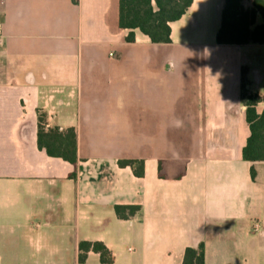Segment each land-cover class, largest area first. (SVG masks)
Listing matches in <instances>:
<instances>
[{"label":"crops","instance_id":"0c3cea01","mask_svg":"<svg viewBox=\"0 0 264 264\" xmlns=\"http://www.w3.org/2000/svg\"><path fill=\"white\" fill-rule=\"evenodd\" d=\"M223 6L193 0L154 44L125 40L117 0H1L0 240L36 238L29 264H80L82 241L111 264H182L201 243L205 264H264V161L242 156V71L263 98L264 44L218 45ZM38 112L76 130V166L39 149ZM118 205L141 209L121 220Z\"/></svg>","mask_w":264,"mask_h":264},{"label":"trees","instance_id":"16d2710c","mask_svg":"<svg viewBox=\"0 0 264 264\" xmlns=\"http://www.w3.org/2000/svg\"><path fill=\"white\" fill-rule=\"evenodd\" d=\"M248 0H224L221 14V25L217 32L218 45H246L264 44V23L257 25L260 15L264 20V0H249L251 7H246ZM78 4L79 0H72ZM193 0H117L119 30H128L125 40L129 43L135 41V31L146 35L154 44H169L171 38V23L178 21L191 7ZM1 4V0H0ZM246 70L242 71V101L245 103L246 118L250 127V136L243 149V159L248 162L264 161V110L257 112L259 103L264 97L253 95L246 90ZM37 142L40 150H45L48 156L61 158L76 166L77 132L74 128L60 131L58 127L47 128V114L38 112ZM121 167H131L137 177L144 176V161L121 160ZM255 178V170H251ZM75 177V173L73 174ZM140 206H115V213L121 220L134 217ZM89 252L100 255L103 264L114 261L111 251L100 241H82L79 243L78 262L84 264ZM182 264H205L204 244L198 247H188L185 250Z\"/></svg>","mask_w":264,"mask_h":264},{"label":"rangeland","instance_id":"374dc122","mask_svg":"<svg viewBox=\"0 0 264 264\" xmlns=\"http://www.w3.org/2000/svg\"><path fill=\"white\" fill-rule=\"evenodd\" d=\"M60 244V240L57 242ZM69 242L66 244H60L59 247L62 248V245L67 246ZM38 245L39 241L35 238L33 240H27V239H13V238H8V239H1L0 240V250L6 251L9 253V258L14 257V258H23V259H28V262H32L33 255L37 254L38 251ZM44 249H42L43 251ZM11 262V261H10ZM22 262V261H19Z\"/></svg>","mask_w":264,"mask_h":264},{"label":"built area","instance_id":"2783aa9c","mask_svg":"<svg viewBox=\"0 0 264 264\" xmlns=\"http://www.w3.org/2000/svg\"><path fill=\"white\" fill-rule=\"evenodd\" d=\"M0 31H1V26H0ZM257 226H258V225H256V230H257Z\"/></svg>","mask_w":264,"mask_h":264}]
</instances>
